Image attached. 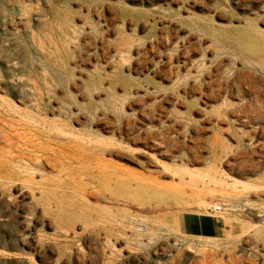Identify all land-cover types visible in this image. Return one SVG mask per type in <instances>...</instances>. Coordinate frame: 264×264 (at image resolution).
<instances>
[{
    "label": "rangeland",
    "instance_id": "374dc122",
    "mask_svg": "<svg viewBox=\"0 0 264 264\" xmlns=\"http://www.w3.org/2000/svg\"><path fill=\"white\" fill-rule=\"evenodd\" d=\"M0 264H264V0H0Z\"/></svg>",
    "mask_w": 264,
    "mask_h": 264
},
{
    "label": "built area",
    "instance_id": "2783aa9c",
    "mask_svg": "<svg viewBox=\"0 0 264 264\" xmlns=\"http://www.w3.org/2000/svg\"><path fill=\"white\" fill-rule=\"evenodd\" d=\"M224 211L223 203H213L206 208V214L209 216H218Z\"/></svg>",
    "mask_w": 264,
    "mask_h": 264
},
{
    "label": "bare ground",
    "instance_id": "6f19581e",
    "mask_svg": "<svg viewBox=\"0 0 264 264\" xmlns=\"http://www.w3.org/2000/svg\"><path fill=\"white\" fill-rule=\"evenodd\" d=\"M1 64H2V63H1ZM250 75H251V74H250ZM251 83H252V82H251ZM251 83H250V84H251ZM253 84H254V83H253ZM243 85H244V84H243ZM222 86H223V85H222ZM252 86H253V85H252ZM36 87H37V86H36ZM253 87H254V86H253ZM222 88H223V87H222ZM249 88H250V87H249ZM256 88H257V87H256ZM33 89H34V88H33ZM217 89H218V88H217ZM252 89H253V88H252ZM252 89H249V90H252ZM36 90H37V89H36ZM216 91H217V90H216ZM220 91H222V90H220ZM223 91H224V90H223ZM223 91H222V93H223ZM31 93H33V92H31ZM37 93H38V92H37ZM222 93H221V94H222ZM243 93H244V92H243ZM262 93H263V92H262ZM230 94H231V93H230ZM240 94H241V92H240ZM247 94H248V93H247ZM247 94H246V95H247ZM249 94H250V93H249ZM254 94H255V93H254ZM31 95H32V94H31ZM33 95H34V94H33ZM35 95H37V94H35ZM218 95H219V93H218ZM218 95H217V96H218ZM243 95H245V94H243ZM243 95H242V96H243ZM215 96H216V93H215ZM217 96H216V97H217ZM235 96H236V94H235ZM260 96H261V95H260ZM33 97H34V96H33ZM35 97H36V96H35ZM219 97H222V96H219ZM254 97H255V96H254ZM208 98H209V97H208ZM214 98H215V97H214ZM217 98H218V97H217ZM234 98H235V97H234ZM242 98H243V97H242ZM250 98H251V97H250ZM206 99H207V98H206ZM239 99H241V97H240ZM219 100H220V99H219ZM244 100H245V99H244ZM246 100H247V99H246ZM36 101H37V100H35V102H36ZM240 101H241V100H240ZM250 101H252V100H250ZM254 101H255V100H254ZM29 102H31V101H29ZM234 102H235V101H234ZM236 102H237V101H236ZM262 102H263V101H262ZM21 103H22V102H21ZM239 103H240V105H241V102H239ZM239 103H236V104H239ZM249 103H251V102H249ZM231 104H232V103H231ZM252 104H253V101H252ZM255 104H256V103H255ZM247 105H248V104H247ZM230 106H231V105H230ZM255 106H256V105H255ZM30 107H31V106H30ZM228 107H229V106H228ZM247 107H249V106H247ZM244 108H245V107H244ZM240 109H241V108H240ZM252 109H253V111H254V108H252ZM260 109H261V108H260ZM3 110H4V109H3ZM18 110H19V109H18ZM250 110H251V109H250ZM19 111H20V110H19ZM243 111H244V110H243ZM16 112H18V111H16ZM244 112H245V111H244ZM246 112H247V111H246ZM248 112H251V111H248ZM248 112H247V114H248ZM239 113H240V112H239ZM241 113H242V112H241ZM241 113H240V114H241ZM242 114H245V113H242ZM29 115H30V114H29ZM250 115H251V114H250ZM250 115H249V116H250ZM252 116H253V115H251V117H252ZM35 117H36V116H35ZM241 117H242V116H241ZM242 118H246V117H242ZM247 118H250V117H247ZM38 119H39V116H38ZM240 120H243V119H240ZM28 121H29V120H28ZM30 121H31V120H30ZM244 121H245V120H243V123H244ZM241 122H242V121H241ZM247 122H248V121H247ZM251 122H252V121H251ZM236 123L238 124V122H236ZM248 123H249V122H248ZM240 124H241V123H240ZM240 126H241V125H240ZM33 129H34V128H33ZM35 129H36V128H35ZM219 156H220V155H219ZM25 169H26V168H25ZM25 169H24V170H25ZM199 203H200V202H199Z\"/></svg>",
    "mask_w": 264,
    "mask_h": 264
}]
</instances>
